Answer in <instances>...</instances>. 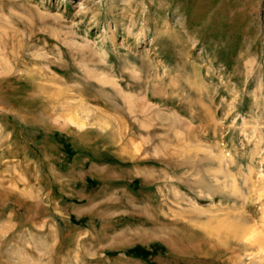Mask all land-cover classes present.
Masks as SVG:
<instances>
[{
	"label": "rangeland",
	"instance_id": "obj_1",
	"mask_svg": "<svg viewBox=\"0 0 264 264\" xmlns=\"http://www.w3.org/2000/svg\"><path fill=\"white\" fill-rule=\"evenodd\" d=\"M242 226L264 0H0V264H264Z\"/></svg>",
	"mask_w": 264,
	"mask_h": 264
},
{
	"label": "bare ground",
	"instance_id": "obj_2",
	"mask_svg": "<svg viewBox=\"0 0 264 264\" xmlns=\"http://www.w3.org/2000/svg\"><path fill=\"white\" fill-rule=\"evenodd\" d=\"M242 227L243 228L245 227V229L241 228V230H240V227H238L237 230L239 229V232H241L242 230L244 231L245 234L243 233V238L244 239L248 238L249 242L252 241L256 245L257 249H259L260 251H263L264 250V239L261 236L260 232L257 230V228H255L254 226H250L248 228H246V226H242ZM232 232H234V231H232ZM235 234H238V233L235 232L233 235H235ZM240 234L242 235V232ZM252 242H250V243H252Z\"/></svg>",
	"mask_w": 264,
	"mask_h": 264
}]
</instances>
